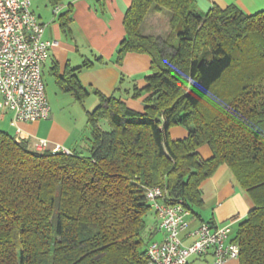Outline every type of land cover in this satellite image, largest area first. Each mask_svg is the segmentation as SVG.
<instances>
[{"label": "trees", "instance_id": "trees-1", "mask_svg": "<svg viewBox=\"0 0 264 264\" xmlns=\"http://www.w3.org/2000/svg\"><path fill=\"white\" fill-rule=\"evenodd\" d=\"M152 8L171 12L166 37L141 30ZM71 21L70 11L59 16L64 30ZM124 27L116 62L129 52L151 58L145 86L133 88V97L147 93L144 108L95 91L89 155L36 150L0 130V264H148L147 188L161 186L165 202L182 200L199 217L202 184L222 164L254 202L230 236L240 264H264V9L213 4L202 13L198 0H132ZM78 69L58 84L83 102L91 91ZM173 126L188 135L173 139Z\"/></svg>", "mask_w": 264, "mask_h": 264}, {"label": "crops", "instance_id": "crops-1", "mask_svg": "<svg viewBox=\"0 0 264 264\" xmlns=\"http://www.w3.org/2000/svg\"><path fill=\"white\" fill-rule=\"evenodd\" d=\"M131 1L63 0L57 6L58 12H55V7L49 0H32V9L40 21L47 24L44 37L58 40V45L50 50V55L43 66V75L48 73V80L51 77L54 80L55 91H52L55 92L56 98L73 97L74 106L78 107L77 104L82 103L83 105L79 104L87 114L100 103L95 93L98 91L107 96L112 94L120 96L129 107L143 110V99L147 93L133 97V88L135 85L140 88L145 86V74L151 65L150 56L145 53L129 52L125 55L122 64L116 62L117 50L126 34L124 17ZM213 4L223 8L236 4L246 13H255L264 9V0H198V7L202 13L209 10ZM67 11H70L72 21L69 29L64 30L60 26L59 16ZM170 18V11L154 9L147 14L141 30L144 34L166 37L170 33ZM77 68H80L75 72L78 80L91 91L90 96L83 102L78 101L72 93L64 92L58 84L59 75ZM50 93L51 91L46 88L47 97L53 99ZM57 102L58 99L49 102L51 114L48 118L35 122L20 121L18 126L11 124L13 113L10 110L0 109V130L12 132L17 139L27 138L31 142L46 138L51 144L60 143L72 150L70 145L75 142L78 127L68 126L67 118L60 119L61 111ZM170 134L173 139H180L188 135V130L183 126H173ZM199 151L204 158L212 155V149L207 144L202 145ZM202 194L204 203L199 208L200 216L191 214L188 230L202 222H209L215 226L231 223L230 236L233 238L240 222L245 219L254 202L240 185L232 169L227 164H222L212 177L203 182ZM153 215L155 230L150 237L152 240H161L163 234L158 229L159 220L154 211ZM187 231L183 233V239L186 243H190L192 238L186 235ZM212 262V254H207L192 257L189 264ZM226 264H240V261L238 258L230 259Z\"/></svg>", "mask_w": 264, "mask_h": 264}, {"label": "built area", "instance_id": "built-area-1", "mask_svg": "<svg viewBox=\"0 0 264 264\" xmlns=\"http://www.w3.org/2000/svg\"><path fill=\"white\" fill-rule=\"evenodd\" d=\"M58 10L56 6L54 11ZM46 26L32 9V0H0V109L13 113L14 126L20 121H39L51 114L43 66L58 40L44 37ZM32 146L36 150L70 152L64 145L51 144L46 138L33 141ZM146 195L163 234L161 240L149 244L148 264H189L192 257L207 254L213 256L211 264H226L239 258L240 246L230 239L231 223L215 226L202 222L188 230L192 212L182 200L165 202L161 186L147 188ZM185 231L192 238L190 243L183 239Z\"/></svg>", "mask_w": 264, "mask_h": 264}, {"label": "rangeland", "instance_id": "rangeland-1", "mask_svg": "<svg viewBox=\"0 0 264 264\" xmlns=\"http://www.w3.org/2000/svg\"><path fill=\"white\" fill-rule=\"evenodd\" d=\"M42 1H46V0H42ZM46 4V2H45ZM48 4V3H47ZM49 6V4H48ZM50 7V6H49ZM167 11H170L169 9H166ZM154 8H152L149 13L153 12ZM49 74L45 73L44 76V81H45V86L47 89H49V92L51 91V96L53 97L50 98L48 96L49 102L52 103V100L56 101L58 99L59 102V106L58 109L59 111H61L60 119L63 118V120L67 121L68 126L73 127L74 125L76 127H78V132L75 133L76 134V139L75 142L73 143V145H70V147L72 148V150H77L78 152H80L82 155H89L90 154V149H91V138H92V125L91 122H89L87 114L84 110V108L81 105H83L82 103H78L77 105H79L78 107L74 106V101L75 99L73 97H66V96H62L60 98H56L54 96L55 94V89H54V80L51 77V79H49ZM50 86V87H49ZM54 90V91H52ZM48 91V90H47ZM58 91V90H57ZM53 93V95H52ZM63 93V92H61ZM57 102V103H58ZM144 105V104H143ZM100 126L102 127L103 130H110L111 126L108 122V120L106 119H102L100 120ZM10 134H13L12 132H10ZM146 219H147V223L148 226L146 227V229L144 230L143 233V238L145 240H148L151 236V233L154 232V215H153V211H149L148 214L146 215Z\"/></svg>", "mask_w": 264, "mask_h": 264}]
</instances>
